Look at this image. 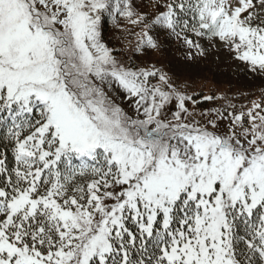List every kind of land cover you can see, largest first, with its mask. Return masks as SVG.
Masks as SVG:
<instances>
[{
  "label": "snow or ice",
  "instance_id": "snow-or-ice-1",
  "mask_svg": "<svg viewBox=\"0 0 264 264\" xmlns=\"http://www.w3.org/2000/svg\"><path fill=\"white\" fill-rule=\"evenodd\" d=\"M152 5L0 0V264H241L240 224L248 264L264 261V105L197 115L101 27H140L138 55L160 30L199 55L200 40L222 44L264 75V0Z\"/></svg>",
  "mask_w": 264,
  "mask_h": 264
},
{
  "label": "rangeland",
  "instance_id": "rangeland-1",
  "mask_svg": "<svg viewBox=\"0 0 264 264\" xmlns=\"http://www.w3.org/2000/svg\"><path fill=\"white\" fill-rule=\"evenodd\" d=\"M135 2L138 5L136 10L142 14L154 16L159 11L154 5L149 7V0ZM101 27L103 33V18ZM160 33L159 50L149 49L143 55H138L136 49L142 29L126 19L117 17L115 20L112 19L109 35L113 38L108 42L113 45L111 49L116 50L119 58L126 59L130 64L140 68L155 65L174 85L179 86L182 92L199 101L193 109L197 115L200 112L217 109L223 111L226 107L239 115L247 113L253 105L261 104L264 75L250 72L247 66L236 61L222 44L214 45L200 40L204 54L199 55L189 49L183 40L169 36L163 33V30H160ZM151 34L156 36L157 31L153 30ZM188 38L194 39V43L197 42V38L191 34ZM208 97L212 99L208 100ZM114 102L124 107L126 111H131L123 100V94L118 90ZM189 107L192 109L191 105Z\"/></svg>",
  "mask_w": 264,
  "mask_h": 264
},
{
  "label": "trees",
  "instance_id": "trees-1",
  "mask_svg": "<svg viewBox=\"0 0 264 264\" xmlns=\"http://www.w3.org/2000/svg\"><path fill=\"white\" fill-rule=\"evenodd\" d=\"M112 26V18L111 17H105L103 18V40L108 44V46L111 48L113 45L109 43L110 38H113L109 35V31ZM190 35V34H189ZM262 87H263V95L261 94V104L264 105V76L262 80ZM237 242L235 245V251L237 253L238 259L240 260L241 264H248V252L249 250L247 249L245 243L243 242L244 240H251V235H250V230L247 226L240 224L238 231H237ZM253 260H256L258 264H264V261H259L258 260V254L257 256L252 258Z\"/></svg>",
  "mask_w": 264,
  "mask_h": 264
}]
</instances>
